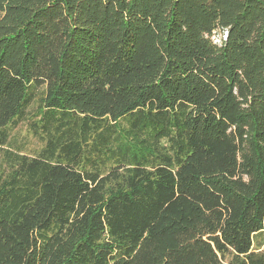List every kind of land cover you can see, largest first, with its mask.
Instances as JSON below:
<instances>
[{"label": "trees", "instance_id": "trees-1", "mask_svg": "<svg viewBox=\"0 0 264 264\" xmlns=\"http://www.w3.org/2000/svg\"><path fill=\"white\" fill-rule=\"evenodd\" d=\"M262 233L264 0H0V264H264Z\"/></svg>", "mask_w": 264, "mask_h": 264}, {"label": "rangeland", "instance_id": "rangeland-1", "mask_svg": "<svg viewBox=\"0 0 264 264\" xmlns=\"http://www.w3.org/2000/svg\"><path fill=\"white\" fill-rule=\"evenodd\" d=\"M218 33L214 34L211 37V40L213 42H217L218 40ZM35 108L36 106L33 105L29 110L28 117L34 118L35 115ZM10 145L13 148H18L20 151L26 154H34L35 151L39 150L41 148V144L38 143L36 139H34L30 132L28 131V122L26 120L20 122L17 126H15L14 129L10 132ZM264 241V233L259 235L255 239V246L257 243ZM256 248V247H254ZM264 247H262L263 249Z\"/></svg>", "mask_w": 264, "mask_h": 264}]
</instances>
